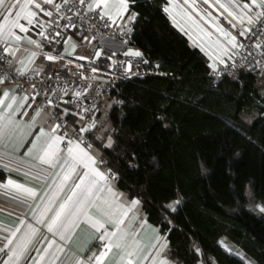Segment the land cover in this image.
I'll return each mask as SVG.
<instances>
[{
    "label": "trees",
    "instance_id": "16d2710c",
    "mask_svg": "<svg viewBox=\"0 0 264 264\" xmlns=\"http://www.w3.org/2000/svg\"><path fill=\"white\" fill-rule=\"evenodd\" d=\"M165 4L129 0L127 16L136 14L128 21L132 42L167 75L124 82L125 102L112 104L101 118L99 112L96 127L82 138L98 148L116 187L137 199L165 235L171 261L245 264L222 248V239L254 264H264V214L250 209L264 204L259 73L215 79L207 57L172 24ZM243 114L252 120L244 121ZM69 127L79 131L81 125L71 118ZM5 175L0 170V182ZM177 198L172 211L168 204Z\"/></svg>",
    "mask_w": 264,
    "mask_h": 264
},
{
    "label": "crops",
    "instance_id": "0c3cea01",
    "mask_svg": "<svg viewBox=\"0 0 264 264\" xmlns=\"http://www.w3.org/2000/svg\"><path fill=\"white\" fill-rule=\"evenodd\" d=\"M36 2H40V0H36ZM174 3L179 7L171 8V14L167 13L172 24L187 37L192 46L198 47L205 54L211 69L213 65L221 64V58L225 61L231 54V51H229L228 55H224L222 51V48L226 46L224 37L216 32L214 25H204L207 32L211 33V37L209 38L199 28L192 25L191 21L184 15L182 11V8L185 7L184 0H174ZM9 5H15V7L11 8L12 15L7 21L0 18V25L6 24L7 27L11 28L15 36L22 38L30 37L39 43L41 38L39 35L41 31L40 27L35 22L29 25L27 19L24 18L29 12H36L38 14L39 9L35 7L34 3H29L28 0H6L5 6L0 7V14H4ZM167 6L168 0H166L165 4V7ZM200 7L201 9L208 8L207 5H200ZM110 11L115 13L116 9L113 8ZM188 11H191V9H188ZM208 11L218 18L219 24L225 30L230 31L239 40L238 29L232 28L224 16L218 15L217 11L213 9H208ZM16 13L20 14L18 22L28 29L27 32H21L19 28L12 26V22L17 19ZM124 18L128 20L127 13H124ZM114 19L118 21L122 20L117 16H114ZM229 19L231 18L229 17ZM15 36L7 43L0 40V48L2 50L5 47L19 49L15 56L8 55L14 69L22 68L25 65L38 70H44L48 65L50 68L51 63L43 58L36 61L35 57L31 56L35 52V45L28 43L27 39L17 42L15 41ZM73 39L79 41L78 37L67 39V42L65 41L62 47L63 54H85L89 51L88 49L82 52L83 48L75 44L72 41ZM88 44L90 45V43ZM73 45H75V49H73ZM30 58L32 60L31 63H29ZM20 61L24 63L21 64ZM0 90H14V94L18 97L15 103L8 98L5 100L4 105H0V110H5L12 114L11 119L14 122V126L10 125L11 131L4 141V147L0 148V153H4L0 155V170L6 174L5 178L0 182V246H3L6 242L3 238L9 236V232L19 229V231H15V239L18 241L19 238L25 237V233L31 234L32 230L35 229V240H39L42 237L46 238L42 243L36 245V247L40 248L41 252H43L44 248L48 247V241L55 240L57 244L62 245L64 248V252L59 255L60 259L65 261V264H77V262L78 264H87L89 256L103 250L101 248V241L97 237L107 229L109 232H117L118 237L114 239V243L121 242L119 237L125 233L130 245L133 240L142 242L143 255L148 257V259L143 260V264H152V258L156 256L157 248L161 244H167L165 235L147 220L139 203L136 205L131 203L137 199L127 197L116 187L114 177H108L107 181L100 180L97 177L98 183L93 189L91 203L85 206L83 211L76 216L61 217L65 223L75 221V226L71 227L70 232L66 233L69 237L67 241H61L59 236H54L53 233L48 231V224L54 219L60 205L65 203L69 196H72L73 188L75 184L80 182V177L84 176L85 173H89L88 178L90 179L93 167L104 173L100 167V152L93 145L88 147V143L80 144L81 148H84L97 160L96 165L88 164L86 167V160L83 163L74 160L73 156L77 155V153L74 151L70 155L68 149H62L60 142V151L55 163L42 161L39 157L43 155L48 144L51 143L52 135L59 136L58 133L52 134L51 128L46 123L48 113L41 112L39 116H36V111L29 108L28 101L23 108H20L19 98H22L24 94L11 85L0 84ZM9 103L12 104L11 108L6 107ZM41 129L46 133L45 135H40ZM81 137L82 134L80 133L79 138L73 140V142L78 143ZM84 141L86 140L84 139ZM33 144H35V148H33ZM29 148H33L31 154L25 155ZM73 168L74 171L72 170ZM66 174L69 178L64 180L63 177ZM8 181H13L15 185H22L26 189L33 190L34 196L26 198L15 187L8 186ZM84 212H87L94 220L103 223L104 228L97 230L92 227L90 223L86 222ZM120 221L122 223H119L118 227L115 226ZM130 250L131 247H113L105 257L103 264H119L121 257ZM30 255L38 259L35 250H32ZM163 255L168 258L166 249ZM6 258L7 256L4 255L3 259ZM168 260L171 261L169 258ZM41 264H47V257H45V260ZM57 264H59V261ZM171 264L176 263L171 261Z\"/></svg>",
    "mask_w": 264,
    "mask_h": 264
},
{
    "label": "snow or ice",
    "instance_id": "6c2138e0",
    "mask_svg": "<svg viewBox=\"0 0 264 264\" xmlns=\"http://www.w3.org/2000/svg\"><path fill=\"white\" fill-rule=\"evenodd\" d=\"M6 0H0V7L5 6ZM29 3H34L35 7L43 13V15L52 17L53 12L48 11L42 7V4L51 5L57 14L63 12L64 14L60 16V19H64L68 21L67 24L61 26L59 25L58 21L56 22H48V26L51 27L52 23H56L57 27L68 28L73 27L75 28L77 25L73 21V17H77L80 20H84L87 18L86 13H81V7L87 10V13H93L96 17L99 18L100 21H104L105 18L110 20L112 23H115L114 16L119 17L120 19L124 18V13L128 11V4L129 0H40V2H36V0H28ZM134 2V0H133ZM200 5H207L208 8L201 9ZM184 6L182 11L184 15L187 17L191 24L199 28L200 31L204 32L206 35L211 37V33H208L205 29V24H212L215 27L216 32L219 35L224 37L225 47L222 48L224 55H228L229 51L232 52V55H229V59H232V56L236 55L235 52L238 48H245V44L238 41L237 36L233 35L230 31H227L219 24V20L217 17L212 15V12L208 11V9H213L214 11L218 12V15L224 16V18L231 24L232 28L239 30V36L248 39L250 36L255 37L254 43L251 45V48L248 49V55H253L252 48L258 50L261 56H264V40L261 37H264V0H184ZM15 7V5H9L6 12L4 14H0V18L7 21L8 18L12 15L11 8ZM179 7L174 3V0H168V6L164 8V12L171 14L170 9ZM115 8L116 11L113 13L110 9ZM191 9V11H188ZM222 10V11H220ZM226 14V15H225ZM37 16L36 12H29L24 18L27 19L28 24H34V17ZM17 19L12 22L13 27H17L20 29L21 32H27L28 29L19 24L18 20L20 18V14L16 13ZM229 17L231 19H229ZM128 21L132 22L136 19V14L133 13L128 16ZM37 26L40 27L41 31L39 35L44 39H48V36L45 35V22H35ZM110 25L105 23L104 27H109ZM187 34V33H186ZM15 34L12 32L10 27L5 25H0V40L7 43L11 41ZM55 36H61V32L57 31ZM22 39H27V42L30 44L35 45L37 48L41 47V45L32 40L30 37L22 38L20 36H15V41H21ZM54 39V38H53ZM70 39V38H69ZM85 39H88L85 37ZM58 42V41H57ZM67 42V41H66ZM73 49H75V45H73ZM19 49H12L10 47H5L3 49V53L11 56H15L16 52ZM96 56L100 55V52L95 53ZM126 56L130 57H141L142 53L140 51H132L129 50L124 53ZM31 56L34 58L36 53L33 52ZM3 57L0 56V59ZM246 58V57H245ZM45 59L49 61H55L57 59H62L61 56H53L51 54H45ZM79 59H86V57H79ZM31 58L29 59V63H31ZM146 62V61H145ZM8 63H11L10 61ZM23 64V61H20ZM220 63H224L223 58L220 59ZM255 65L257 67H264V61L256 60ZM235 66V65H234ZM83 67V65H80ZM121 67L123 68L124 65L122 64ZM131 68L129 65L125 72L127 73ZM215 70V65H213ZM19 75H25L27 71V65L22 68L16 70ZM93 72H96L97 69L93 68ZM130 78V77H128ZM7 77H0V84H3ZM17 87L22 88V85H17ZM32 88L35 89L36 85L33 84ZM82 90H77L73 93L75 99H78L82 94ZM39 93H37L38 95ZM67 94V91H65ZM0 105L5 104V100L8 98L11 99L13 103H15L18 97L14 94V90L12 91H4L0 90ZM20 99L19 107L23 108L24 105L28 101V96L25 95ZM35 99V96L32 97ZM68 103V101H64ZM47 105H52L53 100L48 98L46 100ZM31 105H29L30 107ZM7 108H11L12 104L9 103L6 106ZM77 108H81V105L77 104ZM43 109L36 111V116L41 114ZM91 108L82 109L79 113L69 112L68 109H64V115H72L73 117L79 115L80 120L84 119V112H91ZM10 113L5 110H0V148L4 147V141L7 139L9 132L11 131V126H14V122L11 119ZM55 119H60V115L56 114L54 116ZM75 122V121H74ZM96 127V122H86L82 127L79 128L80 133H88L91 132ZM61 128V124H56L51 129V133L54 134L57 132L58 129ZM44 131L40 130V135H45ZM68 135L65 132L63 135H52V141L48 144L47 149L44 151L43 155L39 157L44 162L47 163H55L56 159H58L59 154V143L64 141L65 137ZM39 139V137H37ZM68 143L72 146L68 148V152L70 155L73 154L75 151L77 155L73 156L74 160H78L79 162L83 163L85 160L87 161L86 167L88 164L96 165L97 160L95 157L89 154L84 148L80 147V144L85 143L84 139L81 137L79 142H73L72 140H68ZM111 142H109L106 147H110ZM91 147V145H88ZM33 148H35V144H33ZM33 148H29L25 155H30ZM4 153H0L3 155ZM103 163V161H100ZM74 171V168L72 169ZM89 173H85L84 176L80 177V182L75 184V187L72 191V196L67 198L65 203L60 205L59 210L56 212V215L51 223L48 224V231L53 233L54 236H59L61 241H67L69 238L66 233L70 232L71 227L75 226V221L70 223H65L61 217L63 216H76L78 215L85 206L91 203V197L93 195V189L95 188L96 184L98 183L97 177L100 180L107 181L108 176L105 173L100 172L98 169L93 167L91 169V178L89 179ZM69 176L66 174L63 179L67 180ZM8 186L15 187L18 192L25 195L26 198H31L34 196V191L31 189H26L22 185H15V182L8 181ZM115 195V193H114ZM75 197V199H74ZM133 205L139 203L138 200H134L131 202ZM179 204L180 201L177 200L175 202ZM171 207V206H170ZM175 207H172V211H175ZM259 211L264 212V204L259 205ZM85 220L87 223H90L92 227L96 228L97 230L104 228V224L99 222L98 220H94L91 216L88 215L87 212H84ZM122 223V221L118 222L115 226L118 227V224ZM31 228V226H29ZM15 231H19L16 229ZM15 231L9 232V236L4 237L3 239L6 241L3 246H0V264H41L42 261L45 260L47 257V264H65V261L60 259V253L64 252V248L62 245L57 244L55 240L48 241V247L43 249L41 252L39 245L43 242L46 238H41L39 240H35L36 230L33 229L32 233H25V237L19 238L17 241L15 239ZM118 237L117 232H109L105 229L100 235L97 237L99 241H101V248L102 251L98 253H93L91 256L87 258V264H103L105 257L108 253L115 248H127L131 247L130 251H127L124 256L121 257L119 264H143V260L148 259L147 256L143 255V244L138 240H133L131 245L128 243L127 234H122L119 237L121 242L114 243V239ZM222 247H225V251H228L229 254H235L234 252L229 250L228 246H225L224 242H220ZM31 245V247H30ZM155 247V246H154ZM167 248V244H161L159 248H157V254L152 258V264H171V261L168 260L167 257L163 255L164 250ZM35 250L37 253V258H34L30 255V252ZM199 251V250H197ZM6 255L7 258L3 259V256ZM78 264V262H77ZM245 264H254L251 260H245Z\"/></svg>",
    "mask_w": 264,
    "mask_h": 264
},
{
    "label": "built area",
    "instance_id": "2783aa9c",
    "mask_svg": "<svg viewBox=\"0 0 264 264\" xmlns=\"http://www.w3.org/2000/svg\"><path fill=\"white\" fill-rule=\"evenodd\" d=\"M59 2V0H57ZM42 7L53 12L52 17L43 15L38 12L34 18L35 22H45V35L48 39L40 38L41 47L35 49V60L43 58L51 63L48 71L38 70L27 67L25 75H19L17 69H14L7 54L3 53L0 48V77H7L4 84L15 87L18 91L28 96V106L33 111L43 109L41 112L48 113L47 125L52 129L56 124H61V128L57 130L58 135L65 132L68 135L61 142L63 150H67L71 144L68 140H76L80 136L77 129L69 127V119L74 118L80 125L95 120L96 115L105 108L109 101L112 104L122 105L125 100L121 95L122 84L126 81L142 78L145 76H166L167 73L162 69L160 63L155 58L150 57L140 47L136 46L131 40V31L128 29V20L125 18L121 21L115 20L112 23L105 18L100 21L93 13H87V10L81 7V13H86L87 18L80 20L73 17V21L77 25L75 28L57 27L56 23L48 26V22L58 21L63 26L68 23L64 19H60L64 13L57 14L55 9L48 4H42ZM107 23L110 26L104 27ZM57 31L61 32V36H55ZM78 37L79 40L86 39L91 47L85 54H63L62 47L69 38ZM54 38V39H53ZM264 40V37H261ZM58 41V42H57ZM82 41V40H81ZM240 42L245 44V48L235 50L236 55L232 59L227 57L222 64H218L211 69V74L215 79L225 76L235 78L241 71H253L264 73V67H257L256 60L264 61L258 50L252 48L253 55H248V49L255 41V37L250 36L248 39L239 37ZM140 51L141 57H130L124 55L128 50ZM100 52L99 56L95 53ZM45 54L53 56H61L62 59L49 61L45 59ZM232 55V52L231 54ZM86 57V59H79ZM246 57V58H245ZM146 61V62H145ZM124 65L122 68L121 65ZM83 65V67H80ZM131 65L130 70L126 73L125 69ZM235 65V66H234ZM97 71L93 72L92 69ZM130 77V78H128ZM23 87H17V85ZM36 88L33 89L32 85ZM84 90L83 94L75 99L73 93L77 90ZM67 91V94H65ZM37 93H39L37 95ZM35 96L33 100L32 97ZM51 98L52 105H47L46 100ZM64 101H68L65 103ZM77 104L81 108H77ZM91 108V112H84V119L80 120L79 115H64V109L69 112L79 113L82 109ZM56 114L60 115V119H55ZM85 143H88L85 141ZM101 170L110 178L114 177L112 169L103 161L100 165Z\"/></svg>",
    "mask_w": 264,
    "mask_h": 264
},
{
    "label": "rangeland",
    "instance_id": "374dc122",
    "mask_svg": "<svg viewBox=\"0 0 264 264\" xmlns=\"http://www.w3.org/2000/svg\"><path fill=\"white\" fill-rule=\"evenodd\" d=\"M82 40V42H79V41H81ZM81 40H75V39H73L72 41L75 43V44H77V45H80V47L81 48H83V50H82V52H85V50H88L89 48H90V45L87 43V40L86 39H81ZM71 41V42H72ZM72 42V43H73ZM129 51V50H128ZM133 51V50H132ZM257 85L259 86V88H260V93H261V95L264 97V73H260V74H258V78H257ZM112 105V102L111 101H109L108 103H107V105L105 106V108H103V110L101 111V115H100V118L102 117V115L104 114V112H105V110L106 109H108L110 106ZM242 119L244 120V121H246V122H250L251 120H252V116L251 115H249V114H243L242 116ZM103 131L101 130L100 131V133H102ZM111 141V136L110 135H108L107 137H106V139H105V145H108L109 144V142ZM177 200H180V199H175V200H173V201H171V202H169V207L170 208H172V207H175L177 204L175 203ZM259 205L260 204H256V205H253L252 207H250V209L252 210V211H255V212H257V213H259V214H264V212H260L259 211ZM221 241H223L222 239L219 241V243L221 242ZM224 242V241H223ZM225 244V243H224ZM221 245V244H220ZM225 246H227L226 244H225ZM223 249H225V247H222ZM229 250L230 251H232V252H234L235 254L234 255H236V256H238L239 258H241V259H243L244 261L245 260H248V259H246L245 258V256L243 255V253H242V251H240V250H238V249H231V248H229Z\"/></svg>",
    "mask_w": 264,
    "mask_h": 264
}]
</instances>
